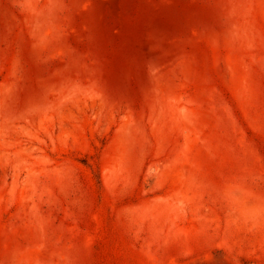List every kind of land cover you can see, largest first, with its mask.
Returning <instances> with one entry per match:
<instances>
[{
	"label": "rangeland",
	"instance_id": "374dc122",
	"mask_svg": "<svg viewBox=\"0 0 264 264\" xmlns=\"http://www.w3.org/2000/svg\"><path fill=\"white\" fill-rule=\"evenodd\" d=\"M0 264H264V0H0Z\"/></svg>",
	"mask_w": 264,
	"mask_h": 264
}]
</instances>
